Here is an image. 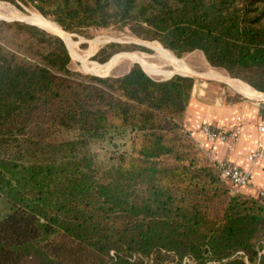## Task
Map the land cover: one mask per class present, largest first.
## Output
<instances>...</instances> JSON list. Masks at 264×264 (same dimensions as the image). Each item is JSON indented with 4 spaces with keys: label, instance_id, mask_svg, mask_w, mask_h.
Segmentation results:
<instances>
[{
    "label": "trees",
    "instance_id": "16d2710c",
    "mask_svg": "<svg viewBox=\"0 0 264 264\" xmlns=\"http://www.w3.org/2000/svg\"><path fill=\"white\" fill-rule=\"evenodd\" d=\"M8 1L199 50L264 93V0ZM193 84L84 74L59 36L0 19V264H264V198L233 192L186 129Z\"/></svg>",
    "mask_w": 264,
    "mask_h": 264
},
{
    "label": "crops",
    "instance_id": "0c3cea01",
    "mask_svg": "<svg viewBox=\"0 0 264 264\" xmlns=\"http://www.w3.org/2000/svg\"><path fill=\"white\" fill-rule=\"evenodd\" d=\"M151 69H156V67ZM192 71L195 74L171 70V73H187L195 78L185 111L186 129L205 152L213 150L218 160L248 169L250 171L249 181L240 188L239 193L248 197H258L260 193H264V160L251 164L247 157L254 150L257 142H261L264 146V132L258 129L264 120V93L244 83L254 93L243 94L228 81L209 75L217 71ZM217 73L222 77L226 76ZM205 123L223 130H230L237 126L240 128L239 139L232 149H228L225 142L208 141L200 133Z\"/></svg>",
    "mask_w": 264,
    "mask_h": 264
},
{
    "label": "rangeland",
    "instance_id": "374dc122",
    "mask_svg": "<svg viewBox=\"0 0 264 264\" xmlns=\"http://www.w3.org/2000/svg\"><path fill=\"white\" fill-rule=\"evenodd\" d=\"M33 15L42 16L41 14H39L38 12L33 10L32 8H27L24 6H22L21 8H18L15 4L11 3L8 0H0V17H3L5 19H24V20L30 22L27 18L33 17ZM16 16H18V17H16ZM42 17L47 19L48 21L56 24L55 22L52 21V19H50L48 17H44V16H42ZM30 23H32V22H30ZM46 31H48V30H46ZM48 32H50V31H48ZM64 32H66V34H68L70 36V38L72 39V41L75 43L72 46V52L67 47L69 52H70L72 67L75 70L82 72L84 74H91V75H98V76H102V75H106V76L116 75L117 76V75H121V74L127 72L133 64H138L145 71H147V73H149L150 76H152L154 78H159V79H166L167 76L171 73V70L173 69L172 65L169 62L164 61L163 59L159 58L156 55V53L150 48L149 44L157 43V45H158L159 43L157 41H147V40L139 39L136 36L132 35L126 29H117V28L100 29V30L93 31L89 35H81V34H76V33H70L67 31H64ZM50 33H52V32H50ZM52 34H54V33H52ZM97 42H99L100 44L98 45L96 50L92 51V49L95 47ZM111 44H113V46H111ZM100 49L104 51L103 55L106 53L112 52V55L103 63L97 61L94 58ZM143 49H145V50H143ZM124 53H135V54L141 55L144 57V59L147 63L154 65L156 67V69H146L144 66H142L141 64H139L137 62H132L128 59L121 58L112 67V69H110L107 73H105L103 71V69H101V68H100V70H98L99 67L95 68L96 69L95 72L97 74L96 73L92 74V72L85 70L86 68L89 69V68H92V67L97 66V65L98 66L105 65L107 62H109L115 56L120 55V54H124ZM171 55L174 56L173 54H171ZM176 58H178V57H176ZM82 59H84V60L81 61ZM178 59L185 62L189 68H191L192 70H194L196 72H208L210 70H213V71H217L223 75L230 77L229 75H227V73L225 71L214 68L211 65H209V63L206 61L202 52L199 50H194L192 52L186 53ZM181 74H183V73H181ZM184 74L190 75L187 73H184ZM173 75H175V74H173ZM178 75H180V74H178ZM189 77L194 78L192 75ZM230 78H233V77H230ZM233 79H237V78H233ZM239 80L240 79H237L236 81H239ZM241 81L242 80H240L239 82H241ZM242 83H245V82L242 81ZM99 152L103 153L101 150H99ZM102 157H103V155H102ZM2 210H3V203L0 201V212Z\"/></svg>",
    "mask_w": 264,
    "mask_h": 264
},
{
    "label": "built area",
    "instance_id": "2783aa9c",
    "mask_svg": "<svg viewBox=\"0 0 264 264\" xmlns=\"http://www.w3.org/2000/svg\"><path fill=\"white\" fill-rule=\"evenodd\" d=\"M259 131L264 132V120L258 126ZM200 133L202 137L208 141H221L227 144L228 149H232L239 139L240 128L234 127L230 130L214 128L210 124L205 123ZM207 156L213 160L219 168L222 177L226 178L232 185L233 192L238 193L240 188L246 185L250 178V171L217 159L216 152L213 150L206 151ZM247 159L251 164H256L259 160H264V146L261 142H257L254 150L248 155ZM260 198H264V193H260Z\"/></svg>",
    "mask_w": 264,
    "mask_h": 264
},
{
    "label": "bare ground",
    "instance_id": "6f19581e",
    "mask_svg": "<svg viewBox=\"0 0 264 264\" xmlns=\"http://www.w3.org/2000/svg\"><path fill=\"white\" fill-rule=\"evenodd\" d=\"M14 17V16H13ZM18 17V16H16ZM22 17V16H21ZM30 22L60 36L65 44L67 45V47L69 48V50L72 52V46L75 44L72 39L60 28L58 27L56 24L48 21L47 19L43 18L42 16H38V15H33V17H28L27 18ZM100 43L97 42L95 47L92 49L93 50H96L98 45ZM150 48L156 53V55L163 59L164 61H167L169 62L172 67H173V70H178V71H184V72H187V73H192V74H195L190 68H188V66H186V64L172 56L170 53L167 52V50H164L163 48H161L160 46H158L157 44H149ZM121 58H125V59H128L132 62H137L139 64H141L142 66L146 67L147 69H151V68H154L155 66L152 65V64H149L145 61L144 57L141 56V55H138V54H135V53H124V54H120L118 56H116L114 59H112L111 61L107 62L105 65H102V66H94L92 68H86L85 70H88L89 72H92V73H96V67H99L98 70L103 69V71L105 73H107L110 69H112V67L119 61V59ZM84 59H82L81 61H83ZM211 71V70H210ZM97 74V73H96ZM211 76H214L215 78L218 77V78H221V79H224L225 81H228L230 84H232L238 91H241L244 93H254L248 86H246V84H243V83H240V82H237V81H234V80H231L229 78H226L225 77H222L220 74H218L217 72H213L212 74H209Z\"/></svg>",
    "mask_w": 264,
    "mask_h": 264
},
{
    "label": "water",
    "instance_id": "95a60500",
    "mask_svg": "<svg viewBox=\"0 0 264 264\" xmlns=\"http://www.w3.org/2000/svg\"><path fill=\"white\" fill-rule=\"evenodd\" d=\"M0 19H4V20H9V21H12V20H18V21H23V22H26V23H29V24H33V23H30V22H28V21H26V20H24V19H5V18H3V17H0ZM33 25H36V24H33ZM36 26H38V25H36ZM38 27H40V26H38ZM40 28H42V27H40ZM42 29H44V28H42ZM60 37V36H59ZM61 38V37H60ZM62 39V38H61ZM63 40V39H62ZM64 42V41H63ZM65 43V42H64ZM66 45V44H65ZM67 47V46H66ZM68 49V48H67ZM69 51V50H68ZM69 54H70V52H69ZM140 66V65H139ZM141 67V66H140ZM142 68V67H141ZM143 69V68H142ZM144 70V69H143ZM145 71V70H144ZM146 73H147V71H145ZM93 74V73H92ZM147 74H149V73H147ZM173 74H180V75H183V76H191V75H185V74H181V73H177V72H172L170 75H168L167 76V78H169V77H171ZM102 76H106V75H102ZM166 78V79H167Z\"/></svg>",
    "mask_w": 264,
    "mask_h": 264
}]
</instances>
